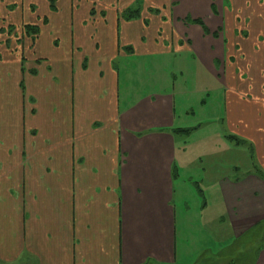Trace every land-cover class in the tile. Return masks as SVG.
<instances>
[{"label":"crops","instance_id":"0c3cea01","mask_svg":"<svg viewBox=\"0 0 264 264\" xmlns=\"http://www.w3.org/2000/svg\"><path fill=\"white\" fill-rule=\"evenodd\" d=\"M38 1L48 7V18L49 0H0V31L23 22L38 26L35 42L48 32L46 44L57 56L48 60L71 62V76L83 85L73 89L68 76L58 88L56 77L45 82L41 72L28 71L24 58L21 67L3 58L0 264H180L189 258L175 196L180 171L191 164L177 145L182 129L174 128L175 97L161 91L123 102L117 71L121 57L166 58L173 52L189 54L211 88L223 90L229 132L223 138L251 158L243 173L239 167L229 175L209 177L205 171L214 204L205 201L199 214L205 225L217 224L219 235L211 234L226 245L205 248L192 264L230 257V264H264V0H205L204 8L201 0H167L161 9L149 0H96L100 21L81 22L83 6L57 30L48 20L43 29L42 18L35 20ZM138 2L141 18L120 20ZM92 11L87 15L95 16ZM23 12L30 17L16 20ZM196 20L209 35L191 22ZM52 33L70 46L100 42V56L94 57L100 71L88 54L75 70L72 56L79 57L70 46L58 56ZM69 91L76 94L71 106ZM229 135L243 144L229 141ZM203 182L196 184L201 193Z\"/></svg>","mask_w":264,"mask_h":264},{"label":"rangeland","instance_id":"374dc122","mask_svg":"<svg viewBox=\"0 0 264 264\" xmlns=\"http://www.w3.org/2000/svg\"><path fill=\"white\" fill-rule=\"evenodd\" d=\"M149 1L156 4L155 6L160 9L166 6L167 3V0ZM86 2V0H59V11L53 14L51 12L48 19L44 18L48 14V7L38 1L37 11L35 12L34 10L35 13L32 14L35 20L42 18L38 22L42 29L44 27L48 28V21H50V24L53 25L52 30H57V24H60L61 21L63 22L64 18H67V20L74 19L76 8L81 11L83 6L87 10L84 16H80L79 20L81 22L100 21V3L96 2V0H90L88 4ZM29 5L30 3L27 2L25 5L26 10H28ZM200 5H202V8L209 6L205 0H201ZM89 9H94L96 15L92 17L89 14L87 15ZM25 17H30L28 12H23L21 16L16 17V20H23ZM35 20L29 21L37 22ZM46 20H48L47 23L45 22ZM12 25L14 26L12 30L6 34H0V70L6 69V66L1 65L3 58L4 60L9 59V61L16 59V61H19V67H21V59L24 58L26 69L28 71L34 69L41 72L40 79L42 78L43 81L48 82V79L53 80L56 77L57 87L59 88L60 80L63 86H66V78L70 76L71 87L77 86L79 90L81 89L83 84L80 80L77 79L76 81V77L71 76V66L70 68L68 67L71 62L65 63L61 61L53 64L48 60L57 58L54 54L55 52L46 44L48 32L44 36L42 34L36 41L40 43L39 47L34 40L35 38L26 35L23 27L25 25L24 22ZM7 28H9L8 25H6L5 29L7 30ZM51 43L57 44L56 54L58 56L69 53L71 41L69 44L64 37H62L60 42L58 34L54 36L52 33ZM70 47L72 53L79 57L75 59V56H72L75 70H77L81 62L83 64L84 58L88 54L90 59H92L91 63L100 71V62L94 60V57L98 59L100 56L96 52V48L100 47V42L93 38V40H88L81 44L80 47H76L74 44ZM80 52L83 54L82 57H80ZM86 61H88L87 64H90V60ZM48 66H50L51 71L48 70ZM117 71L119 72L123 102L128 103L131 99L146 93L169 92L175 97L176 124L174 128L190 130L189 133L176 135L179 151L186 150V160L190 162L191 166L180 171L176 182L175 204L178 207L180 235L184 230L183 227H186L185 243L191 249L189 258L185 261L180 260V264H192L195 262L197 254L200 251L203 252L205 248L210 246L213 249L214 247L219 249L226 245L224 241L217 240L211 234V232L217 234L218 229H220L217 224L206 222L205 225L204 219L202 221L200 217V210L205 201L211 202L212 206L214 204L211 201L212 196L209 194V188L207 187L209 180L206 178L205 171L207 170L209 177L219 174L229 175L228 172L231 169L234 170V167H239L241 173H243L246 171L247 166H250L251 158L245 154L241 147H236L223 138L224 134L229 133L224 124V92L222 89L211 88V79L207 76L204 68L197 61L189 59V54H176L173 52L166 58L157 56L137 58L129 56L127 59L121 57L117 62ZM28 90L29 92L32 91L31 88ZM75 97L76 94L69 91L68 104L70 106L75 101ZM68 110L70 112V109ZM202 179H205V182L200 183L203 190L201 193L196 184L201 182ZM14 195H16V192H14ZM206 216L204 215V217ZM190 223H192L194 228L192 231H189ZM259 242L264 243V239H260ZM256 244L258 243H255L253 247ZM231 258L222 259L218 263L230 264Z\"/></svg>","mask_w":264,"mask_h":264},{"label":"trees","instance_id":"16d2710c","mask_svg":"<svg viewBox=\"0 0 264 264\" xmlns=\"http://www.w3.org/2000/svg\"><path fill=\"white\" fill-rule=\"evenodd\" d=\"M49 4H50V10L52 13H56L59 11V0H49ZM141 12H142V7H141V4L138 2L135 6L133 7H130L128 8L127 10L123 11L121 14H120V20H124V21H133V20H138L141 18ZM150 12H152L153 14L155 15H159L160 14V11L159 10H155V9H152ZM92 15H95V11H92L91 13ZM47 23V20L45 21ZM195 24H198L200 26H202L204 28V31L207 35L210 34L209 30L205 27L203 21L201 20H196V21H191ZM146 23H148L146 21ZM13 27H10L9 28V31L12 30ZM24 31L26 33L27 36L31 37V38H36L39 33H40V28L38 26H25L24 27ZM0 32L2 33H6L5 29L4 30H1ZM127 51H130L132 52V49L131 48H126ZM86 66V65H85ZM178 132L180 133H189L190 130H177ZM227 139L229 141H233V142H236V144L239 146L241 144H243L244 141H241L238 137H235V136H227Z\"/></svg>","mask_w":264,"mask_h":264}]
</instances>
